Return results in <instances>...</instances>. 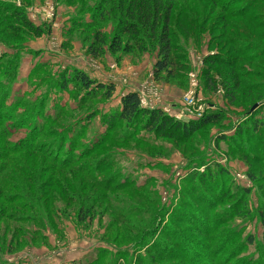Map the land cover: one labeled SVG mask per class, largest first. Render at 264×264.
<instances>
[{
  "label": "rangeland",
  "instance_id": "obj_1",
  "mask_svg": "<svg viewBox=\"0 0 264 264\" xmlns=\"http://www.w3.org/2000/svg\"><path fill=\"white\" fill-rule=\"evenodd\" d=\"M101 1L0 0V93L5 98L0 125L6 131L0 128V141L19 147L39 142L43 150L52 148L47 158L54 155L60 164L65 156L73 168L60 170L44 158L34 163L27 151L12 155L18 165L8 166L13 179H6L13 185H0L5 210L1 215L0 209V264H85L97 256L98 264H264V31L251 29L245 20L251 18L254 27L264 24L263 5L259 0H174L172 37L187 60L184 67L178 61L172 78L155 81L158 50L152 43L131 47L128 54L110 53L107 45L99 55L90 53L100 52L92 45L94 34L100 32L108 42L117 26L116 19H108L91 28L93 5ZM186 3L192 7L179 12ZM245 6L250 11L240 19ZM14 7L23 8L30 27L21 21L9 25ZM224 7L227 15L218 20ZM190 9L197 20L185 35ZM244 27L247 32L235 30ZM235 42L246 46L245 58L251 60L238 59L235 72L214 67L205 78L204 58L236 56ZM72 69L114 85L113 96L88 95L70 82ZM231 72L247 75L244 82L255 89L241 86L225 98L221 82ZM209 80L213 90L207 89ZM171 88L179 96L165 101L162 89ZM127 92L156 94L153 108L181 122H198L218 110L222 120L173 140L123 122L105 127L102 115L113 114ZM190 92L196 103L192 114L200 116L182 114ZM233 96L240 104L232 103ZM253 105L257 108L251 111ZM64 182L71 187L67 192L60 189ZM23 192L39 196L35 221L29 206L13 211V205L26 201L18 198L12 205L11 194ZM82 198L96 200L89 201L94 216L78 224ZM22 216L27 219L20 221Z\"/></svg>",
  "mask_w": 264,
  "mask_h": 264
},
{
  "label": "trees",
  "instance_id": "obj_2",
  "mask_svg": "<svg viewBox=\"0 0 264 264\" xmlns=\"http://www.w3.org/2000/svg\"><path fill=\"white\" fill-rule=\"evenodd\" d=\"M214 1V0H212ZM118 3V4H117ZM259 3L263 5L264 7V0H259ZM13 4H15L13 2ZM259 4V5H260ZM175 7L174 0H102L101 2H97L93 5L94 10V17L91 19V28L93 27H99L98 25L101 23L100 20H108V19H116L117 26L114 28V33L110 40L108 42L105 41V36L103 34H100V32H97L93 36V44L97 45L96 51H100L98 54H95L96 52H90L93 55H99L102 53V48L107 45V50L110 53H117L122 52V54H128L132 51L131 47L134 46H145V43L154 44L157 47V58L155 63L153 64V77L155 81L161 80V78L170 79L174 76L173 68L174 66H177L178 61H183V67L184 62L186 63V53L184 48L174 43L172 32H171V26H173L172 22V10ZM192 6L188 3L184 4L183 8L179 9V12H181L183 9L187 10ZM17 7L12 8L10 16L11 19H9V25L13 27V25H17V21H21L23 25L30 27V22L28 21L26 14L23 10V8L19 11L16 10ZM246 6L243 7L239 12L240 19L247 18V11H250V9L245 10ZM15 9V10H14ZM116 9H119L121 12L119 14H111V11H115ZM193 13V16L189 18V21L187 24L183 25L184 34L186 35V31L189 30V27L193 28V23L197 20V13L194 12V10L190 9ZM227 8L224 7V9H221L220 15L218 17V20L223 19V16L227 15ZM238 15H236L237 17ZM248 21L250 28L254 30H263L264 31V24L262 22L259 23L257 26H251L250 23L253 24V21L251 18L245 19ZM1 23V22H0ZM94 23V24H93ZM89 25V24H88ZM254 25V24H253ZM226 26H224L225 28ZM250 29V30H251ZM8 30V29H7ZM36 30V29H35ZM238 33L241 32H247V27L235 29ZM39 34L40 31H37ZM251 33V31H250ZM264 35V34H261ZM124 38H128L126 41H124ZM238 39V38H237ZM237 43V42H235ZM124 44V45H123ZM238 48L236 49V56L234 57H221V56H215L213 54H208L204 60L203 65L206 68L205 71V78L208 76L209 73H212L213 70H215L214 67L221 68L223 66H228L230 68V71H238V59H242L243 61L247 62L251 60L250 58H245L247 53L246 46H241V44L237 43ZM91 49V46L89 47V50ZM118 57V56H117ZM186 67V66H185ZM242 69V68H241ZM208 70V72H207ZM232 73L224 77L223 81L221 82L222 85L226 88L225 92V98L231 97L234 90H238L241 86L244 87L246 90L251 89L254 90L253 85L246 84L244 82L245 76H242V74H235ZM220 74V73H219ZM70 78V82L79 84L88 95H93L94 93H102L104 95L105 99H110L114 92H115V86L112 84H105L98 82L96 80H91L88 76H86L82 71L78 69H72L68 75ZM210 77V76H209ZM243 84H240L239 81H242ZM63 81V80H62ZM230 83H234V85H229ZM208 90H213L215 87L211 84L209 80L208 84ZM63 89H65V84H62ZM1 90V89H0ZM251 93V91H250ZM0 93V120L3 118V114L1 113V109L3 107L4 103V95ZM245 96L251 98L250 94H243L239 93L238 95ZM228 95V96H227ZM233 102L232 103H239L240 98H236L233 96ZM252 99V98H251ZM229 101H232L229 99ZM240 104V103H239ZM92 116L90 117V119ZM103 119V125L105 127H111L116 122H123L126 125H129L131 127H137L140 126V128L146 132L150 133L154 136L164 138V139H171L173 140L177 135L188 137L191 133L197 131L199 128L206 126V125H212L218 123L220 120H222V113L221 111H216L215 114H211L210 116H203V118L198 122L193 121H178L174 119L173 117L169 116L168 114L164 113L163 110L157 109V108H145L142 107L140 104L139 96L136 92H127L120 98V104L119 108L110 116L102 115ZM257 122H254L256 124ZM1 128V125H0ZM258 128V127H257ZM4 134L6 135L5 128ZM238 134V133H237ZM235 135V137L232 139L235 140L238 135ZM43 136V132H40L38 136H35V139H39ZM1 137V136H0ZM33 142H26V144H22V146H18L17 144H14L13 146L5 145L2 141H0V173H4L3 178L0 179V185H3L7 187V184L12 186L13 184L7 181V177L12 180L13 174L7 173V168L9 165L16 166L18 164L14 163L13 159L11 158L13 154L27 151L30 152V154H34L32 157L33 162H40L42 161V158L46 159L50 164L52 163L54 166L58 165V169L60 170H67L72 171V167H68L66 164L67 161L61 160L60 164H57V158L52 155L50 158H47V155L49 154V151L52 150V148H49V150H43L42 148H39L41 143L36 142L35 146L32 144ZM47 151V152H46ZM38 155V156H37ZM43 156V157H42ZM66 162V163H65ZM26 168L29 169V167L26 166ZM16 171V169L14 168ZM26 173L27 175H31L33 171L30 173V171H21ZM71 173V172H69ZM23 174V175H24ZM34 174V173H33ZM94 183V182H93ZM17 185V184H15ZM60 186V185H59ZM45 187H49V189L52 188V183L47 184ZM71 187L69 186V183H65L61 186V191L67 192L69 191ZM3 190L0 187V198L4 200V196H2ZM47 190V192H48ZM4 191V190H3ZM19 198V201L21 199L26 201V204H21L19 206H14L13 201L17 200ZM6 199V198H5ZM13 199V200H12ZM103 200L108 201V198L104 195L102 196ZM39 196L37 192L33 194V197H29V194L26 192L19 194L18 196H15L11 194L10 197V203L13 205V211H20L22 207L28 208L29 218H32V221H35L39 215H37L35 212H37L36 207L39 208ZM82 204H79L77 215H76V222L78 224H82L89 221L94 216V207L91 202L89 201H96L92 200V198L87 199H80ZM107 205V204H106ZM1 209V208H0ZM1 212V215H4V209ZM42 215V213H39ZM9 215V214H8ZM23 218L20 221H24L23 219H27V216H22ZM264 218V217H263ZM263 227V242H264V219L262 222ZM37 230V229H36ZM19 232V231H17ZM14 234V232H13ZM98 256L89 262H86L85 264H98Z\"/></svg>",
  "mask_w": 264,
  "mask_h": 264
},
{
  "label": "built area",
  "instance_id": "obj_3",
  "mask_svg": "<svg viewBox=\"0 0 264 264\" xmlns=\"http://www.w3.org/2000/svg\"><path fill=\"white\" fill-rule=\"evenodd\" d=\"M190 81H191L190 86H192L193 88L196 87L197 82L195 80L194 74L190 75ZM137 94L139 96L140 104L142 107H145V108H153L154 107L153 105H151L149 98L146 94H144V93L139 94V92H137ZM155 96H156V94H154L152 98H154ZM184 100H185V103H184L185 109H183V110L185 113H182V114L190 115V116H200V114H192L193 112L191 111V108H194V106L196 104L195 103V96L193 95V92L188 93L185 96Z\"/></svg>",
  "mask_w": 264,
  "mask_h": 264
},
{
  "label": "crops",
  "instance_id": "obj_4",
  "mask_svg": "<svg viewBox=\"0 0 264 264\" xmlns=\"http://www.w3.org/2000/svg\"><path fill=\"white\" fill-rule=\"evenodd\" d=\"M136 77H138V79L140 78V73L139 74H137L136 75ZM139 81H142V80H140L139 79ZM140 83V82H139ZM153 85H155V83L153 84ZM159 86V85H158ZM151 87H152V85H151ZM159 88H161L160 86H159ZM164 89V88H163ZM163 89H162V94H163V96H162V98L163 99H165V101H175V100H177V98H178V96H179V94L175 91V90H173L172 88H171V90H167V91H165L164 93H163ZM146 92V91H145ZM147 93H149V92H147ZM125 94V93H124ZM123 94V95H124ZM147 96H148V98H149V101H150V103L151 104H153L155 101H153V99L154 98H152V95L151 94H147ZM154 106V105H153Z\"/></svg>",
  "mask_w": 264,
  "mask_h": 264
},
{
  "label": "water",
  "instance_id": "obj_5",
  "mask_svg": "<svg viewBox=\"0 0 264 264\" xmlns=\"http://www.w3.org/2000/svg\"><path fill=\"white\" fill-rule=\"evenodd\" d=\"M255 108H257V105H253L251 111H253Z\"/></svg>",
  "mask_w": 264,
  "mask_h": 264
}]
</instances>
